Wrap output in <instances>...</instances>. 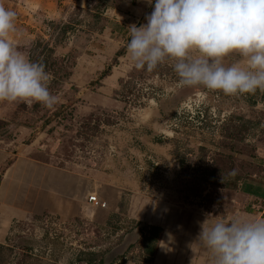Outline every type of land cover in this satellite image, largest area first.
<instances>
[{
	"label": "rangeland",
	"instance_id": "rangeland-1",
	"mask_svg": "<svg viewBox=\"0 0 264 264\" xmlns=\"http://www.w3.org/2000/svg\"><path fill=\"white\" fill-rule=\"evenodd\" d=\"M0 4L59 97L0 102V264H212L197 241L207 218L264 217L248 184L264 177V91L181 87L170 61L135 70L129 27L146 23L147 0ZM154 224L170 232L148 262Z\"/></svg>",
	"mask_w": 264,
	"mask_h": 264
},
{
	"label": "clouds",
	"instance_id": "clouds-1",
	"mask_svg": "<svg viewBox=\"0 0 264 264\" xmlns=\"http://www.w3.org/2000/svg\"><path fill=\"white\" fill-rule=\"evenodd\" d=\"M146 23L129 27L126 52L135 70L149 73L166 62L181 87H204L226 96L264 91V0H147ZM17 14L0 4V102L39 103L52 109L45 65L9 39ZM240 59L226 63L230 55ZM231 175L236 174L233 169ZM198 243L212 264H264V217L208 218Z\"/></svg>",
	"mask_w": 264,
	"mask_h": 264
},
{
	"label": "trees",
	"instance_id": "trees-1",
	"mask_svg": "<svg viewBox=\"0 0 264 264\" xmlns=\"http://www.w3.org/2000/svg\"><path fill=\"white\" fill-rule=\"evenodd\" d=\"M248 184L253 185L257 188H261L264 190V177L260 176H253L251 175L250 180H248ZM148 232H143L142 238L145 240L146 247V260L148 262L154 261V257L159 255V252L163 248V240L165 239L166 235L169 234L170 231H166V229L162 225H152ZM89 264H94L92 262V258L88 260ZM98 264H104L103 260H100Z\"/></svg>",
	"mask_w": 264,
	"mask_h": 264
},
{
	"label": "built area",
	"instance_id": "built-area-1",
	"mask_svg": "<svg viewBox=\"0 0 264 264\" xmlns=\"http://www.w3.org/2000/svg\"><path fill=\"white\" fill-rule=\"evenodd\" d=\"M88 201H89V203H91L92 205H95L97 207L104 208V207L107 206V202L101 200L99 198V196L97 195V193H91V194H89Z\"/></svg>",
	"mask_w": 264,
	"mask_h": 264
}]
</instances>
